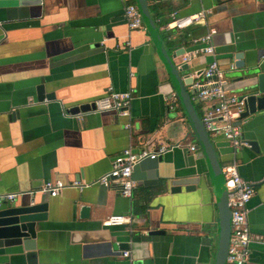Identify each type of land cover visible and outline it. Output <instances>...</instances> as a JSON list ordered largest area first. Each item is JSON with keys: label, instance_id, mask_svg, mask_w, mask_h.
<instances>
[{"label": "crops", "instance_id": "0c3cea01", "mask_svg": "<svg viewBox=\"0 0 264 264\" xmlns=\"http://www.w3.org/2000/svg\"><path fill=\"white\" fill-rule=\"evenodd\" d=\"M148 1L179 66L185 53L201 45V37L216 31L215 57L200 53L183 73L194 76L216 58L229 89L241 95L245 83L237 55L242 53L245 63L264 64V0ZM132 2L137 4L0 0V195L18 193L11 204L32 198L48 203L46 218L38 222L41 264H215L219 209L214 185L209 180L192 190H171V180L185 164L184 148L198 141L181 103L171 108L161 90L169 75L147 26H129L125 7ZM202 9L209 11L205 19L183 30L165 28L173 12ZM40 85L44 95L55 98L40 100ZM112 92L131 93L128 113L69 112ZM194 103L203 118L204 104ZM238 126L249 146L234 148L222 136L211 138L222 168L236 160L241 176L255 186L248 203L247 264H264V114ZM133 141L152 150L174 146L162 154L157 174L141 169L145 176L131 197L116 185L101 184L69 187L57 196L30 193L49 179H98ZM199 151L192 153L197 157ZM112 214L130 215L132 222L105 227ZM102 233L110 240L101 239ZM90 234L98 238L91 240ZM125 250L131 255L124 256ZM6 259L0 257V264Z\"/></svg>", "mask_w": 264, "mask_h": 264}, {"label": "built area", "instance_id": "2783aa9c", "mask_svg": "<svg viewBox=\"0 0 264 264\" xmlns=\"http://www.w3.org/2000/svg\"><path fill=\"white\" fill-rule=\"evenodd\" d=\"M209 11L204 9L189 15H179L177 12L171 14V19L166 23V29L176 28L183 30L188 26L205 19ZM125 14L132 29H145V24L141 11L136 3H128L125 7ZM215 30L211 29L198 41L200 46L185 53L182 56V63H189L193 57L200 53L216 55L213 44ZM231 64L230 68H234ZM194 80L189 85V90L195 102L204 104L203 120L210 135L222 136L231 146H249V142L242 136L236 121L245 109V99L229 89L228 79L225 71L220 66L218 59L214 58L200 73L191 74ZM131 93L112 92L109 95L96 99V110L116 109L121 113H128L131 103ZM166 100L170 107L176 109L180 106V100L175 91L166 95ZM174 145L162 144L157 149H150L146 146H138L133 141L121 153L116 155L112 161L111 169L94 181H72L66 182L61 179H49L44 181L38 188L30 191L31 194L41 192L50 196H57L66 188H84L93 184H101L106 187L114 185L119 187L122 195L131 197L137 180L132 176L133 168L146 157H156L173 148ZM191 152L198 150L195 144L189 141ZM223 173L227 185L228 204L231 210L230 217V243L225 264H247L251 254L252 235L248 223V203L256 192L255 186L250 181L244 179L238 168L236 160L226 164ZM231 183L229 184V182ZM18 193H6L0 195V204L3 202H15ZM130 215L112 214L103 221L105 227L130 224ZM124 256H130L129 250L123 252Z\"/></svg>", "mask_w": 264, "mask_h": 264}, {"label": "water", "instance_id": "95a60500", "mask_svg": "<svg viewBox=\"0 0 264 264\" xmlns=\"http://www.w3.org/2000/svg\"><path fill=\"white\" fill-rule=\"evenodd\" d=\"M141 11L144 24L150 32L153 42L165 68L169 75V81L163 85L161 90L169 94L175 91L183 106L187 118L191 124L192 132L198 141L196 147L200 151L192 153L188 146L184 148V167L177 177L171 180V190L174 192L186 188L195 189L198 185H205L211 180L218 201L219 209V243L215 264H225L230 243V217L231 210L228 204L227 185L223 173L221 162L218 158L213 139L206 128L203 118L199 115L189 85L194 80L190 73H183L189 69L188 63L177 65L156 25L152 13L149 9L148 0H136ZM182 51H178L181 53ZM178 53L176 55H178ZM238 67L243 69L244 85L241 87V98L245 99V109L237 120V125H241L242 120L256 114H264V64L259 61L255 63H245L242 53L237 55ZM201 72V71H200ZM199 72V73H200ZM43 85L39 86V99L55 98L54 93L43 94ZM95 103H83L69 109L71 113L95 109ZM255 145V144H254ZM198 158H203L204 163ZM163 160V155L156 157H146L133 168L132 176L135 180L143 179L144 173L141 169L149 170L152 174H157L159 163ZM231 181L229 182V184ZM0 204V257L7 256L2 264H41L39 260V247L37 237L40 230L39 221L47 216L48 203L37 201L32 198L27 204ZM104 233V232H103ZM100 234L103 238L110 240L106 234ZM89 238H98L90 234Z\"/></svg>", "mask_w": 264, "mask_h": 264}]
</instances>
